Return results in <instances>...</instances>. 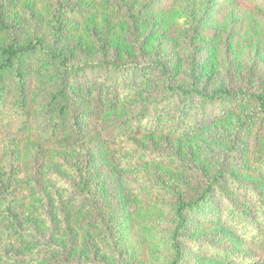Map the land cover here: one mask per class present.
Wrapping results in <instances>:
<instances>
[{"label":"rangeland","instance_id":"obj_1","mask_svg":"<svg viewBox=\"0 0 264 264\" xmlns=\"http://www.w3.org/2000/svg\"><path fill=\"white\" fill-rule=\"evenodd\" d=\"M154 1L0 0V46L40 41L83 67L68 106L81 137L68 115L47 142L53 77L31 100L39 138L0 137V207L18 219L0 254L15 264H170L175 207L204 193L181 264H264L246 258L264 231V0ZM219 89L231 97L205 99ZM104 96L112 122L91 126Z\"/></svg>","mask_w":264,"mask_h":264},{"label":"trees","instance_id":"obj_2","mask_svg":"<svg viewBox=\"0 0 264 264\" xmlns=\"http://www.w3.org/2000/svg\"><path fill=\"white\" fill-rule=\"evenodd\" d=\"M166 0H155L152 5L155 7L162 6ZM215 5L213 6V8ZM94 67L90 66V69ZM127 67H118V70L132 69ZM139 69V68H136ZM83 70V67L67 68L66 62L58 54L50 49H45L40 41L27 43L21 47L13 45L0 46V137L6 134H13L21 142H34L40 136L37 124L34 122V115L31 107V100L34 93L41 87L43 78L53 77L57 79L59 90L56 94L51 95V105L56 100H60V108L54 110L52 106L48 111L52 115V124L48 130L47 142H54L61 138L66 132L63 130V120L70 115L71 125L78 137L82 136V129L77 122L70 99V91L75 90V84L71 78L75 77ZM198 94V92L180 90L182 95ZM228 91L219 89L207 100L217 98H230ZM84 106V104H82ZM90 104L84 107H89ZM94 106V107H93ZM91 106L94 114L86 116V123L91 126H98L99 116L106 117L108 123L113 111L117 110V96H105L97 100ZM206 194L204 193L198 200L191 203H179L174 210L175 224L170 236V247L173 253V259L170 264H181L183 256L180 248V238L187 226L186 214L188 211L196 210L201 204H205ZM17 207L15 202H4L0 207V221L5 225L0 230V243L2 240L10 241L16 239L17 230ZM249 255L246 257H257L261 261L264 258V231L254 232L246 240ZM244 243V241H243ZM245 244V243H244ZM252 252L253 254H250ZM0 254V264H15L11 253ZM16 264H30L27 259L18 260Z\"/></svg>","mask_w":264,"mask_h":264}]
</instances>
